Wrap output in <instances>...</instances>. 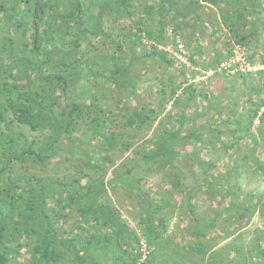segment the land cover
Instances as JSON below:
<instances>
[{
	"label": "trees",
	"instance_id": "trees-1",
	"mask_svg": "<svg viewBox=\"0 0 264 264\" xmlns=\"http://www.w3.org/2000/svg\"><path fill=\"white\" fill-rule=\"evenodd\" d=\"M221 3L229 8L223 13L229 18L226 27L233 44L245 45L247 38L255 39L258 28L254 20L264 14V0H0V264H107L111 258L113 264H119L123 256L137 264L139 253L132 254L133 247L129 252L124 246L131 240L139 247V237L125 229L111 210L106 202L107 186L117 182L137 191L140 189L136 185L144 175L165 168L170 174L175 172L171 186L182 192L185 173L176 167L175 159L182 141L187 140L195 144L188 153L192 155L191 166L204 173L213 165L196 157L201 149L196 144L202 135H181L189 120L182 111L175 129L166 126L165 120L158 123L154 144L136 150V165L115 180L103 182V167L110 162L107 154L115 148L126 152L131 146L130 141L122 139L124 132L129 133L137 124L150 126L157 114L165 112L170 100L174 106L182 102L184 93L177 95L179 86L170 80L158 91L157 106L141 103L129 107L131 100L138 98L139 85L138 79L130 76L131 70L135 64H147L151 59L173 65L175 59L163 49L165 43L175 45L173 36L185 44L190 30L185 25L197 21L205 5L224 10L218 5ZM97 44L102 50L108 48L109 53H98L99 47H94ZM194 51L201 54L199 46ZM221 60L216 57L215 65ZM188 61L195 64L192 55H188ZM259 79L263 86L251 90L256 97L264 90V78ZM190 89L189 85L183 89L189 100L202 94ZM107 98L117 101L114 115L106 113L110 112L105 107L110 106ZM256 100L237 131L242 138L249 137L252 146L258 139L250 129L255 118L260 123L258 131L264 132V112L259 114L264 97ZM171 114L167 112V116ZM13 124L17 130L10 133ZM211 126L205 122L202 128L209 134ZM22 129L29 131L28 140ZM238 139L223 144L224 151L232 150ZM63 141L88 147L68 150ZM217 143L218 139L213 145ZM209 144L211 140L202 146ZM75 156L84 161L73 163L74 169L68 173L53 178L33 172L55 168L61 161L69 164ZM139 173L141 176H137ZM207 184L215 191L220 188ZM165 206L169 207V201L149 205L143 222L149 248L161 237L156 226L163 228L165 214L159 213ZM243 206L232 201L223 212L233 210L241 215ZM74 210L77 218L70 215ZM187 210L193 235L199 240L205 238L215 228L217 217L201 221L189 205ZM152 212L159 215L156 226L151 223ZM261 217L264 219V198ZM64 219L76 234L71 229L68 235L58 233L59 221ZM25 238L34 242L26 263L20 260ZM204 249L201 242L194 247L203 256ZM153 254L144 264H153ZM249 254L246 262L264 264V247L253 246ZM208 258L210 264H216L211 256Z\"/></svg>",
	"mask_w": 264,
	"mask_h": 264
},
{
	"label": "rangeland",
	"instance_id": "rangeland-1",
	"mask_svg": "<svg viewBox=\"0 0 264 264\" xmlns=\"http://www.w3.org/2000/svg\"><path fill=\"white\" fill-rule=\"evenodd\" d=\"M218 5L220 7L222 3ZM222 7L224 10L205 5L202 13L199 12L197 21L194 19L185 25L190 29L184 38L187 46L181 38L171 37L175 44H180L182 41L187 47L188 55L193 56L195 64L190 63L187 67L173 62V65L168 66L161 65L154 59L148 61L147 64H135L130 76L139 81L138 98L134 101L131 100L129 107L134 108L141 103L147 105L152 103L157 106L159 104L157 93L170 80L173 85L179 86L177 95L184 93L182 102L174 106L170 100L166 104L165 112L157 114L150 126L137 124L129 133L124 132L122 139L130 141L129 150L121 152L115 148L107 154L110 162L103 167V170L106 171L102 177L105 184L109 180H115L117 176H121L138 162L137 149L141 146L146 147L154 144L159 134L158 123L165 120L166 126L175 129L182 111L186 113L189 120L181 131V135L185 138L203 136L204 140L202 138L196 144L197 147H201L196 153V157H198V161L213 166L206 169L204 173H200L199 168L191 166L189 162L192 161V155L188 156V153L195 144L191 140L182 141L184 143L181 145V150L179 149L180 155L175 159L176 167L181 168L185 173V179L181 185L182 192L171 186L175 172L170 174L165 168L154 173L149 171L144 175L136 185L140 189L137 191L122 187L117 182L107 186L106 202L111 210L119 216L121 225L128 231H133L144 245L146 242L143 235V222L150 208L149 205H156L158 201H169V207H163L159 213L165 214L163 228L156 226L159 215L151 213L153 216L151 223L157 227L161 235L159 240L150 246L151 253L148 256L154 253L153 264H210L209 256L216 264H249L244 260L250 256L249 250L253 246L264 247V219L261 217V200L264 198V132L261 134L258 131L260 123H255L258 118L254 119L250 127L254 135L258 136L256 146L251 145L249 137L242 138L241 134L237 132L241 129L240 123L246 120L247 112L252 108L251 103H256L258 101L256 99L264 97V90L258 94V97H256L257 94L251 92L256 89L255 87L263 86L260 85L259 78L252 80L250 77L244 79L239 76L229 79L221 74H214L211 77L207 75L217 67L215 65L216 57L225 58L228 48L234 43L230 38L229 29L226 27V21H229V18L223 13L229 8L224 4ZM261 8L264 9V3ZM200 18L202 19L199 20ZM254 24L258 28L257 37L255 39L247 38L248 42L245 46L250 53L261 55L264 54V14L261 13L256 17ZM215 30L216 32H214ZM167 34V36L171 35L169 29ZM165 45L172 47L174 43L167 42ZM196 46L200 47L201 54L194 51ZM94 47H99L97 50L94 49L98 53H109L108 48L102 50L98 44ZM192 73L194 76L191 75ZM187 85L202 94L194 95L189 100L188 95L183 92ZM231 101L234 103L232 104ZM115 102L117 101L108 99L107 103L110 106L105 107L110 108V112H106L107 114L114 115ZM168 111H172L171 116H167ZM205 122L211 123L213 128L209 134L202 128ZM16 130V124H13L10 133ZM21 131L28 140V137L30 138L29 131L25 129ZM231 131H235L234 135L228 134ZM237 138L239 139L235 142L234 148L225 152L222 145H229ZM217 139L219 143L214 146ZM210 140L212 144L206 147L202 146L204 141ZM67 142L63 141L62 144L68 150L75 147H88L85 144L75 146L73 143L67 144ZM80 161L84 160L75 156L71 158L69 164H63L61 161L59 162L60 166L55 168L51 166L39 170V172L35 170L33 172L54 178L68 173L72 170L73 163ZM209 173L212 174V178L208 177ZM137 176H141V173ZM207 183L214 187L220 186L223 189L212 190V186H208ZM232 201L244 205L241 215L233 210L223 212ZM187 205L191 207L193 215L201 221H209L217 217L214 220L215 228L209 230L205 238L199 240L193 235L191 216ZM70 215L77 218L75 210ZM65 221L67 222L64 223ZM68 224V220L59 221L58 233L68 235V229H71L69 231L76 234L72 226L69 227ZM64 230L67 231L66 234L62 232ZM199 242L205 244L206 254L204 256L194 251V247ZM23 243L20 260L26 263L32 254L34 242L25 238ZM128 243V246H124L125 249L130 252V248L133 247L132 254H138L139 248L136 244L131 240H128ZM260 263L263 264V262ZM107 264H113L112 258L108 260ZM119 264L132 263L127 256H123V263Z\"/></svg>",
	"mask_w": 264,
	"mask_h": 264
},
{
	"label": "built area",
	"instance_id": "built-area-1",
	"mask_svg": "<svg viewBox=\"0 0 264 264\" xmlns=\"http://www.w3.org/2000/svg\"><path fill=\"white\" fill-rule=\"evenodd\" d=\"M169 52L175 59V63L182 64L183 66H189L188 53L183 44H175L171 46H165L163 48ZM214 74H221L226 78H235L239 76H247L250 78H264V54L254 55L250 53L247 47L242 43H235L232 45L228 55L223 58L217 67L207 73L208 76ZM261 112H264V107L261 108ZM256 124L259 120L256 119ZM139 258L137 264H144L151 248L144 245L142 242L139 243Z\"/></svg>",
	"mask_w": 264,
	"mask_h": 264
}]
</instances>
